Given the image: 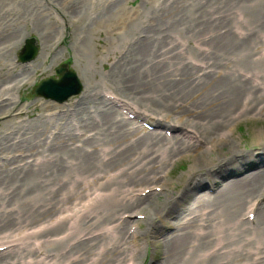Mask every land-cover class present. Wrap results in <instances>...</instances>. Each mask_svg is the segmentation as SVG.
Wrapping results in <instances>:
<instances>
[{"label":"bare ground","instance_id":"bare-ground-1","mask_svg":"<svg viewBox=\"0 0 264 264\" xmlns=\"http://www.w3.org/2000/svg\"><path fill=\"white\" fill-rule=\"evenodd\" d=\"M126 1L0 0V123L20 117L9 93L62 60L65 41L79 66L94 33L117 56L102 94L109 103L95 99L76 123L51 114L3 135L0 233L10 234L0 239L10 240L0 264H129L141 242L161 247L151 264H264V131L249 151L232 135L241 120L264 116L256 37L229 31L219 15H184L190 0H142L143 11ZM33 33V65L10 67L5 56ZM64 102L38 108L62 111ZM141 115L164 133L131 122ZM180 160L185 175L170 183Z\"/></svg>","mask_w":264,"mask_h":264},{"label":"rangeland","instance_id":"rangeland-1","mask_svg":"<svg viewBox=\"0 0 264 264\" xmlns=\"http://www.w3.org/2000/svg\"><path fill=\"white\" fill-rule=\"evenodd\" d=\"M182 3V2H181ZM187 8L185 10L193 13L190 14L189 12L184 13V15H219L222 17L223 22L228 27L229 31H243L253 34L257 40V53L256 58L257 62L253 64V68L256 70V75L258 76V108H264V0H245L244 4L239 1L237 5L232 6L229 11L225 10L221 4V0H190L187 2ZM123 6L128 10H135L139 9L143 11L145 6L142 3V0H127L123 3ZM222 9L219 11L218 9ZM218 11V13L216 12ZM216 12V13H215ZM26 39H33V45L36 48V53L32 59L26 62H21L19 60V55L23 53V47ZM128 38L123 36L117 40V46L121 47L125 43ZM110 39L104 34L96 35V33L90 35L87 39V45L89 46V53L85 59V65L79 66L75 63L72 50L70 45L67 41L63 44L59 45V48L65 49L62 52L63 59L53 65L51 68H47L45 72H38L35 76H31V78L22 85L19 89H15L9 93V97L11 98L12 102L15 104V107L9 108L10 111H18L21 113L19 118L10 119V121L6 123H0V141L4 138L3 135L5 133H10L11 129L17 130L20 129L19 127H23V129L27 128L34 120L38 117L42 120H49L51 114H55L57 116L55 120V124L62 123L65 120L72 121L76 123L80 117H83L84 114V107L91 106L93 101L98 99L99 101H103V103H109L106 101L105 98L102 97L103 92H111L112 88L110 87V83L107 82L106 76L112 70V63L117 58L116 55L111 53V50L108 48ZM39 42L37 39V35L35 33L31 34L29 37L21 40L19 46L15 51L11 52L10 54L6 55L4 60H7V64L12 65L13 67L15 64L18 67H22L25 65H33V61H35L37 55L39 54ZM189 50V49H188ZM241 50L242 56L244 55L243 59L247 58V52L249 49L247 47H243ZM118 51V50H117ZM191 52V51H189ZM245 62V61H243ZM48 64V63H47ZM65 65L67 69L71 70L75 76L77 81L80 83L81 89L80 92L76 95L70 96L64 103L65 106L60 110H55L51 112H40L38 106L44 102L46 99L35 96L32 93L33 88L41 81L47 78L58 79L59 76L56 73V67L59 65ZM35 66L37 68L42 67V60L38 59ZM244 69L245 66H242ZM77 74L79 78H77ZM88 93V97H84L85 94ZM116 94V93H115ZM119 97V96H118ZM120 98V97H119ZM122 99V98H120ZM52 102V101H51ZM79 103V104H78ZM76 104V105H75ZM32 105L36 106L35 109L32 108ZM71 105H73L71 107ZM75 105V106H74ZM108 105V104H107ZM106 107H111L108 105ZM112 109L115 111H120L117 105H112ZM65 108H68L69 113H64ZM136 110L142 112V110L138 107ZM59 114H64L62 116H58ZM117 115H119L117 113ZM121 117V116H120ZM140 119L132 120L131 122L139 126L143 129H146V126H149L150 120L144 118L142 115ZM124 118V117H123ZM133 118V116H132ZM131 120V118H130ZM147 121L144 124L142 121ZM73 123V124H74ZM151 128V127H150ZM233 137L236 143V147L238 151H243L245 149L249 151V149L253 150L252 142L255 143L256 136L259 135L261 132L264 131V116H259L257 120H241L237 125L233 128ZM150 132H161L164 133L161 129H146ZM23 130L20 129V132ZM253 138V141L251 140ZM4 142V141H2ZM10 142V141H9ZM7 142V143H9ZM250 150V151H251ZM188 161L180 160L168 167V170H172V175L170 177L164 178L170 183L177 182L178 179L185 175L187 170ZM142 189L138 188V190ZM147 189L144 190L146 192ZM161 199V197H159ZM133 213L135 216L131 218V220L139 221L142 219V215L138 214V210H134ZM118 214V212H117ZM129 214V213H128ZM154 227L160 229V224L155 221ZM128 227V224H127ZM145 227L144 224H140L138 226L133 225L130 229L132 232H136L137 228ZM10 233H0V237L7 235ZM13 234V233H12ZM138 232L135 234L138 236ZM9 238L0 239V243H4L9 241ZM125 241L128 242V239L125 238ZM141 242V240H140ZM137 245V242H136ZM28 249L31 251L33 250L30 246ZM5 248L0 247V252L4 251ZM139 251V252H138ZM33 252V251H32ZM139 253V259L134 260L132 263L129 264H151L155 262V260L161 254V247L159 244L151 245L150 243H142L136 251ZM36 254V253H35ZM32 254V257H35L38 254ZM18 255V254H16ZM15 255V256H16ZM14 256V258H15Z\"/></svg>","mask_w":264,"mask_h":264},{"label":"water","instance_id":"water-1","mask_svg":"<svg viewBox=\"0 0 264 264\" xmlns=\"http://www.w3.org/2000/svg\"><path fill=\"white\" fill-rule=\"evenodd\" d=\"M35 53L36 48L33 45V39H27L25 40L23 53L19 55V60L21 62L29 61L34 57ZM56 73L60 76L58 80L52 78L43 80L33 88L32 93L46 100L62 103L70 96L80 92V83L71 70L61 65L56 68Z\"/></svg>","mask_w":264,"mask_h":264}]
</instances>
